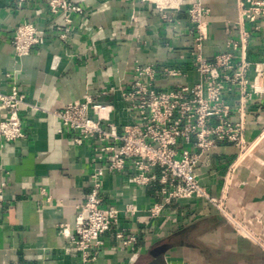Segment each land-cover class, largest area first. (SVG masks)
Masks as SVG:
<instances>
[{
  "label": "crops",
  "instance_id": "crops-1",
  "mask_svg": "<svg viewBox=\"0 0 264 264\" xmlns=\"http://www.w3.org/2000/svg\"><path fill=\"white\" fill-rule=\"evenodd\" d=\"M83 8L74 13L61 39L62 12L52 13L47 0L22 7L0 0V92L17 86L31 103L59 111L91 96L110 106V120L121 129L136 119L123 93L130 87L136 64L180 67L181 77L160 76L159 88L199 81L197 59L213 60L221 52L239 54L233 42L247 31L246 58L264 63V17L243 21L239 0H201L209 9L199 31L189 10L198 0H164L158 8L145 0H71ZM166 16V18H165ZM35 23L44 41L30 54L18 56L11 40L16 28ZM234 103L236 90L226 93ZM8 111L0 102V121ZM25 136L12 142L0 137V264H79L81 251L60 232L73 231L92 188L99 165L95 139L75 142L76 133L43 110L22 111ZM246 154L223 142L205 152L195 167L199 182L214 199L225 197L231 213L251 236L239 232L209 200L176 199L151 217L154 203L163 202L161 183L137 188L127 173L101 178L104 207L122 212L120 225L136 240L123 245L117 227L102 236L99 256L90 264H264V93L247 105ZM135 203L128 218L124 209ZM244 232H247L243 227Z\"/></svg>",
  "mask_w": 264,
  "mask_h": 264
},
{
  "label": "built area",
  "instance_id": "built-area-1",
  "mask_svg": "<svg viewBox=\"0 0 264 264\" xmlns=\"http://www.w3.org/2000/svg\"><path fill=\"white\" fill-rule=\"evenodd\" d=\"M32 0H13L22 7ZM151 1L158 8L167 7L164 0ZM52 13L62 12L64 25L57 26L61 39L67 37V25L72 23L74 13L82 14L83 8L71 0H47ZM238 6L243 21L257 22L264 17V0H239ZM209 9L198 0L189 10L191 22L196 24L198 41L206 37L202 30ZM166 18V16H165ZM247 31L240 41H234V49L240 53L221 52L213 60L197 59L196 70L199 81L190 86L175 84L159 88L156 80L160 76L181 77L180 67L136 64L133 68L129 89L123 99L130 103L136 119L123 128H117L110 120V106L94 103L91 96L84 101L70 103L59 111H48L43 106L31 103L17 87L9 93L0 92V102L8 116L0 121V137L4 142L23 138V107L43 110L61 119L65 128L76 133L75 142L95 139L98 143L96 159L100 162L92 173V188L83 204V211L75 219L73 231L60 224V232L79 248V264H90L99 256L102 236L114 226L116 238L123 245L136 240L127 235L120 225L121 210L116 206L104 207L101 193V178L105 173H127L135 187L143 188L152 182H160L163 202L150 208L151 217L158 216L165 205L176 199L212 202L233 226L241 233L251 236L249 230L231 213L225 197L212 198L199 182L195 167L202 155L223 142L237 146L241 154L245 139L248 102L264 93V63L254 66L255 74L249 77L251 63L246 58ZM44 41V33L35 23L20 24L11 43L18 56L30 54ZM236 90L237 99L230 103L226 93ZM3 183L0 186V196ZM137 209L135 203L126 205L124 212L132 218ZM243 227L247 232H244ZM243 229V230H242Z\"/></svg>",
  "mask_w": 264,
  "mask_h": 264
},
{
  "label": "rangeland",
  "instance_id": "rangeland-1",
  "mask_svg": "<svg viewBox=\"0 0 264 264\" xmlns=\"http://www.w3.org/2000/svg\"><path fill=\"white\" fill-rule=\"evenodd\" d=\"M248 146H250L249 144H246V146H245V148H244V151H243V153L244 154H246L247 152H248ZM247 151V152H246ZM243 224V223H242ZM246 228H247V226L246 225H244ZM248 229V228H247Z\"/></svg>",
  "mask_w": 264,
  "mask_h": 264
},
{
  "label": "bare ground",
  "instance_id": "bare-ground-1",
  "mask_svg": "<svg viewBox=\"0 0 264 264\" xmlns=\"http://www.w3.org/2000/svg\"><path fill=\"white\" fill-rule=\"evenodd\" d=\"M248 150H249V146H248ZM247 152V151H246ZM243 230V229H242ZM244 231V230H243Z\"/></svg>",
  "mask_w": 264,
  "mask_h": 264
}]
</instances>
